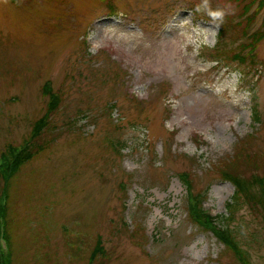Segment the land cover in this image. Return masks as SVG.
<instances>
[{
	"label": "rangeland",
	"instance_id": "obj_1",
	"mask_svg": "<svg viewBox=\"0 0 264 264\" xmlns=\"http://www.w3.org/2000/svg\"><path fill=\"white\" fill-rule=\"evenodd\" d=\"M13 1L0 0V153L45 112V85L61 102L52 145L0 182L11 264H264V221L246 205L222 221L234 189L220 176H264V39L259 68L215 65L222 0ZM250 14L264 26V4ZM181 174L242 257L185 216Z\"/></svg>",
	"mask_w": 264,
	"mask_h": 264
},
{
	"label": "trees",
	"instance_id": "obj_2",
	"mask_svg": "<svg viewBox=\"0 0 264 264\" xmlns=\"http://www.w3.org/2000/svg\"><path fill=\"white\" fill-rule=\"evenodd\" d=\"M222 1L224 2L222 3V8L225 12V22L219 24L220 26L216 33L215 43L209 50L205 51V55L209 58V61L215 65L227 62L236 63L243 69L247 67L253 69L255 66L259 68L260 64L256 62L254 50L255 45L260 40L264 39V26L255 30H250L251 27L254 26V15L250 14V9L255 3L258 4V8H261L264 4V0ZM230 4H232V7L235 9V14L228 10ZM195 11L198 10L196 9ZM256 13L257 12L254 14ZM223 36H237L238 38L240 36L241 42L236 45L234 41L237 38H234L232 41L225 43L222 41ZM255 73L258 75V70H255ZM239 75L248 76V73L240 71ZM253 86L254 81H251L250 89ZM42 94L48 99L46 110L41 117L32 123L31 131L27 139L23 140L22 144L18 147L8 146L0 153V182L5 178L6 180L11 179L24 165L30 162L33 157L48 149L53 143V140L43 139V136L50 133L51 115L57 111L58 105L61 102V96L59 92H52L48 85L43 87ZM131 101L135 106L140 105V103H136L134 100ZM113 108V103L107 105L108 113H110ZM113 146H115V144ZM238 152L240 153L242 150L238 149L237 153ZM235 157L241 159L244 163L246 162L244 159L245 155H237ZM245 158L248 159V157ZM255 158H257L256 155L253 157L252 161H254ZM225 167L227 166L225 165ZM220 176L223 180L228 181L234 189L231 200L226 204L227 216L224 217L222 221L228 222L230 217H233L236 210H238L239 205H246L250 209L256 210L264 221V176L252 174L245 177L232 169H229L228 172L221 171ZM182 177L183 174L179 176V179L183 184L184 190L187 192L188 196H190L191 193H193L191 191L192 188L189 182ZM192 199L193 206L190 209L185 208V216H187L188 220L199 226V229L202 231L209 230L218 242L226 248L231 249L236 255H240L230 231L226 230V227H220L218 224L220 223L219 216L214 218L207 217L201 211L199 196L193 194ZM101 252L102 250H100L99 242L96 241L94 250H92L89 255V261H94L97 254ZM241 257L239 260L243 261Z\"/></svg>",
	"mask_w": 264,
	"mask_h": 264
},
{
	"label": "clouds",
	"instance_id": "obj_3",
	"mask_svg": "<svg viewBox=\"0 0 264 264\" xmlns=\"http://www.w3.org/2000/svg\"><path fill=\"white\" fill-rule=\"evenodd\" d=\"M209 15L213 18V19H217V18H222L223 13L219 12V11H214V12H210Z\"/></svg>",
	"mask_w": 264,
	"mask_h": 264
}]
</instances>
